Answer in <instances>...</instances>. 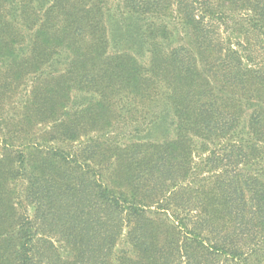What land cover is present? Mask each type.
<instances>
[{
    "label": "trees",
    "instance_id": "trees-1",
    "mask_svg": "<svg viewBox=\"0 0 264 264\" xmlns=\"http://www.w3.org/2000/svg\"><path fill=\"white\" fill-rule=\"evenodd\" d=\"M0 264H264V0H0Z\"/></svg>",
    "mask_w": 264,
    "mask_h": 264
}]
</instances>
